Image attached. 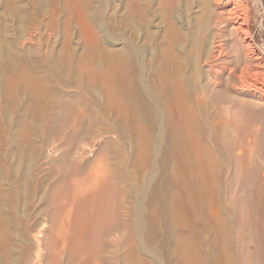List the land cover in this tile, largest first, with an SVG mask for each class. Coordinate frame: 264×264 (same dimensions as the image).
Here are the masks:
<instances>
[{
	"label": "bare ground",
	"instance_id": "obj_1",
	"mask_svg": "<svg viewBox=\"0 0 264 264\" xmlns=\"http://www.w3.org/2000/svg\"><path fill=\"white\" fill-rule=\"evenodd\" d=\"M118 3L119 61L116 64L107 52L109 61L104 70L93 67L86 70L101 85L106 108H115L123 125L132 124L138 135L140 162L148 164L152 160L149 144L154 158L160 156L152 164L149 161L150 167L153 165L157 170L154 173L159 174L148 204L154 217L163 223L160 228L170 235L164 248H172L159 264H264V59L250 36L249 0H119ZM253 3L256 8L261 1ZM98 40L92 38L95 45ZM10 56L11 61L0 68L3 86L0 253L3 255L14 250L12 240H26L28 235L24 217L18 221L21 231L16 236L12 233L8 215L11 210H6L7 215L3 213V201L8 193L19 192L26 179L23 160H14L11 150L14 129H19L23 140L28 132L26 89H32L31 81H40L28 73L18 53ZM66 93L44 102L43 118L40 117L47 142L60 140L54 150L58 154L51 160L49 183L37 200L41 203L40 212L45 215L40 225L48 219L52 225L47 222L49 228L39 231L42 237L36 241L34 263L29 256L21 264H150L152 258H157V252L146 245L140 246L141 249L137 246L143 241L144 207L139 202L135 210L131 208L136 214L130 210L127 214L124 192H119L116 186L131 175L122 172V167L113 170L111 165L109 170L113 167L115 177H111L114 176L111 170L107 175V161H117L119 150L112 141H104L100 133L102 140L98 137L100 144L95 149L96 157H92L93 148L84 143L85 132L93 128L92 118L83 115V108L78 110L80 117H76L82 101ZM9 99L17 107L15 122L6 115ZM73 118L75 121L80 118V123L76 121L79 129L64 133ZM16 151L22 154L21 146ZM89 171L94 172L95 180L82 177L74 191L69 183L71 176ZM144 183H139L138 192L142 194L149 187V183ZM131 213L136 215L135 223L130 220ZM22 247L25 253L30 250Z\"/></svg>",
	"mask_w": 264,
	"mask_h": 264
},
{
	"label": "rangeland",
	"instance_id": "obj_2",
	"mask_svg": "<svg viewBox=\"0 0 264 264\" xmlns=\"http://www.w3.org/2000/svg\"><path fill=\"white\" fill-rule=\"evenodd\" d=\"M260 1L261 3H259L258 6L255 8L253 0H249V5L251 7V20L249 22V28H250V36L252 37V43L256 47L258 52L261 55H263V59H264V0H260ZM118 2L119 0H0V68L4 67L5 64L11 61L12 56L10 55L13 52H15V53H18L19 57H21L22 61H24L22 62V64L24 65V67H26L25 69H27L28 73L31 75H34V77L37 76L40 78V81L38 82L31 81L30 84L31 85L34 84L31 87L32 89L27 88L25 92L26 95L24 94V102L26 106L25 107L26 109L25 117H26V120L29 121L27 125L25 126L26 132H27V129H28V132L27 133L25 132L26 135L23 134L25 135L26 138H24L25 140H23L21 138V135L19 136V134H21L20 131H18L19 129L17 130V128H15L14 137L16 139L14 138V146L12 147V150H11V155L13 156L14 160L15 158L16 159L21 158V160H23L24 164L22 162V166L23 165L25 166V167H22L24 170L23 178L24 179L26 178V179L23 180V185L21 189L19 190V192H12V195H10L11 192L8 193V191H6L5 194L7 195L8 193L9 195L5 197L6 201H3V203L5 202L3 213L6 212V215H7L9 213L7 211L11 210L10 213L12 212L11 214L10 213L8 214V215H11V218H13L14 220L13 221L10 218V223H11L10 230L12 231V233H14V235L16 236L21 231L20 229L21 226L18 223V221L23 219L22 217H24V220L26 223L25 228L29 229L28 231L26 230V234L28 233V235H26L27 238L26 237L24 238L26 240L19 241V238H18L17 241L19 243H17V241L12 240L13 243L15 242L14 244L15 246H13L14 248H12L14 250L11 249L12 251L8 252L9 255L7 254L3 255V253L2 254L0 253L1 254L0 264H2L4 259H5L4 262L6 264H19V263L21 264V261L25 260V258L29 256H32V258L33 257L35 258L37 254L36 247H38L36 244L39 242L37 238L42 237V235L40 234L42 232H39V231L41 230L44 231L45 230L44 228H49L48 226L50 225L51 227L52 225L51 222H48L50 221L49 219L47 221L49 225L47 224V222H45V224L43 225L42 224L40 225L41 222L39 221H42L45 215L43 214V212H40L42 207H41V203L38 202L39 201L38 198H39V193L44 192L47 187L46 184L49 183L48 176L49 177L51 176V171H50L51 160H54V158L58 154V151L55 152L54 150L56 146L58 145V143H60L59 142L60 140L59 141L55 140V142L54 140L53 142L52 140H50V143L47 142V140L44 138V132H43L44 130H43V126H41L43 125V123L40 117L43 118L42 116L43 107L42 106L47 101H49L51 98H57L58 96H60V94L62 95V94H65L66 92H67L66 94L68 95L80 97L82 102H81V105L79 106L81 108L78 106L79 108L76 109V112L78 110L81 111L83 108V110L81 111L82 113L84 112L83 115L86 114L85 115L87 116L86 118H92V120L90 119L89 120L92 123L90 127H93V128L92 129L89 128V130L85 132L84 136L86 138L84 140V143L86 142L89 143V144L86 143V145H88L91 149L93 148L92 151H95V149L97 151L99 144H100L98 140L101 139L99 135L100 133H102L101 134L102 139L104 138L103 139L104 141H108V140L112 141L115 147H117V149L119 150V159H117L118 162L116 160H108L107 162H109V164L107 163L106 169L108 168L109 170L111 166L114 167V169L112 167L113 170H116V167L118 169L120 168L119 170L123 168L121 170L122 172H125L126 174H128L127 176H129V174L132 176V177L129 176L128 177L129 180L127 178L126 181L124 179L118 178V180L121 179L120 180L121 182L119 181L117 182L115 180V183L117 182L116 186H119L118 187L119 192L120 191L122 192V190L124 192V195H123L124 199L123 198L122 199L124 200L123 205L124 206L126 205V207H129L127 209L125 207L124 209L127 214L130 213V211H132L133 208L135 210L136 208L135 206L139 205V202L141 203L140 205H143L144 207L142 210L143 211L142 217L144 216L143 219L145 223L144 229L142 232L143 241H140L142 243L137 244L138 248L141 249L143 248V246L145 247L146 245V247H149L151 251L153 250L157 252L158 256L156 257L158 259L152 258L150 261V264H157V263L159 264V260L160 262H164L163 255H166L165 253L168 252V249L172 248V247L167 248V246L164 248V245H166V241L168 240V238H170V235L167 232H165L162 228H160V226H162L163 223H161L159 219H156L154 217L155 214L151 206L148 204L150 200V195L152 193L151 190L159 174V173L157 174L154 173V172H157V170L155 167H154L155 169L153 168V165H151L150 167V164H152L156 160L158 161L160 156H158L157 159L154 158L155 154L153 152V147H151L152 144H149L148 146L151 152L149 159H152V160H149L150 164L148 161V164H146V162L145 163L142 162L145 166L142 165V163L140 162L142 161V159L138 158L140 157L139 150L136 147L137 141H138V137L136 139V136L138 135L134 132L132 124H130L129 126L123 125V123L121 122V119L116 113L117 111L115 112L116 109L110 108L109 110V108H106L107 99H106V96L104 94V91L101 85L99 84L97 79L89 76L87 72L88 70L87 67L88 68L93 67L97 71L100 69H101L100 71L104 70L106 68L105 65H107V62L109 61V60H106V56H108L106 55L107 52L110 55L109 58L110 59L112 58L111 60H113L114 62L116 61L115 62L116 64L119 61L120 33H121V22L120 21L121 20L119 17L120 11H119ZM89 31L91 32V34ZM28 37L30 38V40H27ZM92 38H96V40L99 39L97 41V45H95L96 43L92 41ZM12 48L14 49L10 53V50ZM21 49H25L26 50L25 53H24V50H22L23 53L20 52ZM113 61L112 63L114 64ZM28 87L30 88V86ZM1 88L3 89V86L0 82V99L3 94L2 93L3 90ZM32 90L35 91L34 94ZM12 102L10 101V99L7 100V105H5V110H7L6 115L8 116V118L11 121L13 119L14 121L12 122H15L17 119L16 117L17 107ZM87 108L89 109V112L87 111ZM90 108L92 109V111ZM80 111L77 112L76 117H78L81 114L79 113ZM10 114L12 116H10ZM3 119L6 120V118H3ZM37 119H39L41 122L38 120L39 123H37L38 122ZM79 119L80 118L78 119L76 118V121L78 122ZM73 121H75V118H73L72 122ZM72 122L67 128H65L66 131L64 129L63 131L64 133L70 130H74L77 127H78L77 129H79L80 124H77V122L76 123L74 122L75 125H72L74 124ZM109 124H111V126ZM23 129L25 131V128ZM98 129L101 131L99 132ZM39 130L43 132V134L40 133ZM88 131H90L91 134ZM92 133L94 134V136L96 135L97 137L92 138L93 136ZM106 137H108V139ZM21 139L23 140V143ZM56 142L57 144H55ZM16 143H19V146L18 144L16 145ZM48 144L50 145L47 148ZM20 146L22 149V154H20L19 151H16L15 153V150L17 149V147L20 148ZM37 149L41 152L39 153ZM92 151H90L91 154L93 153L92 157L95 158L96 156L94 155H96V151L95 152H92ZM24 152H25V157H23ZM45 152L46 154H44ZM87 155L89 154H86V156ZM24 158H25V161H24ZM114 162H115V166L113 165ZM139 162L141 164H139ZM27 166H30V167L32 166L33 168L29 167L32 170L29 171V168H27ZM146 166H147V169H146ZM112 169L110 170L113 171ZM108 170H106V173L108 172ZM110 170L107 173L108 176H109V173H112L110 172ZM150 171H151V174H150ZM141 172L143 176L142 174H140ZM93 174L94 172L89 171L85 173L86 176L85 175H80V176L73 175L71 176L69 183L72 185L73 190H74L75 189L74 187L84 177H88L90 181L93 179L95 180V178L93 177L95 174L94 175ZM114 174L115 172L112 173V175ZM153 175L155 176L153 177ZM146 176H147V179H145ZM38 177L40 178L38 179ZM111 177H115V175ZM130 178L133 179L131 180V182H130ZM152 178H155V179L153 180ZM89 180H87V182ZM139 180L141 182H139ZM147 180H150V181L152 180V181L148 182ZM144 182H146L147 184L149 183V185H147L149 187H148V190L144 194H142V192H138V191H139V187ZM88 184H91V182H89ZM153 201H156V199L155 200L152 199V202ZM8 204L10 208L8 207ZM207 212L208 210L204 209L203 213L207 214ZM151 213H153L154 215H152ZM133 214H136V213L133 212ZM134 217L136 218V215L135 216L132 215L131 217L132 219L130 218V220H133ZM178 217L182 218V215L179 214ZM132 222L135 223V219ZM37 223H39L40 226H38ZM57 223H59V221H57ZM182 229H185V228H182ZM15 230H18V231H15ZM110 236L111 235L108 236L109 237L108 239L112 238V236L111 237ZM147 244L149 245L147 246ZM160 244L162 245V247ZM28 245L29 246L31 245L32 248L29 247ZM22 246L30 248L31 252L30 250H28L27 253L23 252ZM140 246L142 247L140 248ZM124 252L125 251H123L122 253ZM1 256H4V257L2 258ZM5 256L10 257L11 259L6 258ZM32 258L29 257L30 262L34 263L35 259L34 258L32 259ZM4 262L3 264H5Z\"/></svg>",
	"mask_w": 264,
	"mask_h": 264
}]
</instances>
